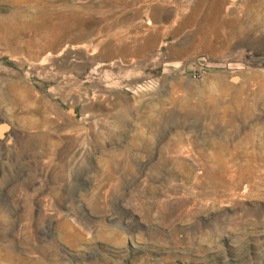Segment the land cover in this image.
<instances>
[{
  "label": "rangeland",
  "instance_id": "374dc122",
  "mask_svg": "<svg viewBox=\"0 0 264 264\" xmlns=\"http://www.w3.org/2000/svg\"><path fill=\"white\" fill-rule=\"evenodd\" d=\"M10 12L0 264H264V0Z\"/></svg>",
  "mask_w": 264,
  "mask_h": 264
},
{
  "label": "bare ground",
  "instance_id": "6f19581e",
  "mask_svg": "<svg viewBox=\"0 0 264 264\" xmlns=\"http://www.w3.org/2000/svg\"><path fill=\"white\" fill-rule=\"evenodd\" d=\"M48 10H39L38 11V14L42 17V18H46V15H50L48 14ZM38 16V15H37ZM44 16V17H43ZM18 17V12H10L8 13L7 15H3L0 17V25L1 26H7V29L10 27L14 30H16L17 32H26L28 30L29 27H16V19ZM48 17V16H47ZM7 24V25H6ZM34 27L37 29L38 31V24L36 23L34 25ZM237 29V28H236ZM54 30V25L52 22H50L49 24H47L46 28L45 29H42L40 32H39V37L44 39V38H47L51 32ZM239 31V30H238ZM240 33H242V31H239ZM37 33V36H38V32ZM239 33V35H240ZM220 34V33H219Z\"/></svg>",
  "mask_w": 264,
  "mask_h": 264
},
{
  "label": "built area",
  "instance_id": "2783aa9c",
  "mask_svg": "<svg viewBox=\"0 0 264 264\" xmlns=\"http://www.w3.org/2000/svg\"><path fill=\"white\" fill-rule=\"evenodd\" d=\"M200 64H201V65H205V64H207V65H211V63H209L206 59H203V61L200 62ZM220 65H221L220 63H215V64H214V66H220ZM193 76H194L195 78H200V77L202 76V73H201V72H194V73H193Z\"/></svg>",
  "mask_w": 264,
  "mask_h": 264
},
{
  "label": "water",
  "instance_id": "95a60500",
  "mask_svg": "<svg viewBox=\"0 0 264 264\" xmlns=\"http://www.w3.org/2000/svg\"><path fill=\"white\" fill-rule=\"evenodd\" d=\"M235 78H236V79H238V77H237V76H236ZM4 128H5V126H2V130H3Z\"/></svg>",
  "mask_w": 264,
  "mask_h": 264
}]
</instances>
